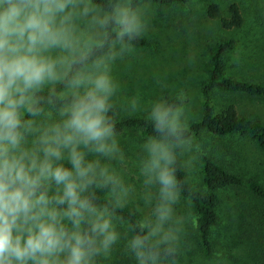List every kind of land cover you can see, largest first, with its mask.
I'll return each instance as SVG.
<instances>
[{"label":"clouds","instance_id":"obj_1","mask_svg":"<svg viewBox=\"0 0 264 264\" xmlns=\"http://www.w3.org/2000/svg\"><path fill=\"white\" fill-rule=\"evenodd\" d=\"M151 12V0H0V264L110 255L124 219L117 210L135 191L111 165L125 162L114 115L118 103L140 106L114 100L112 68ZM175 101L160 98L148 111L152 135L139 161L147 212L126 245L136 264H177L186 231L176 174L194 170L202 145L187 131L185 93Z\"/></svg>","mask_w":264,"mask_h":264},{"label":"rangeland","instance_id":"obj_2","mask_svg":"<svg viewBox=\"0 0 264 264\" xmlns=\"http://www.w3.org/2000/svg\"><path fill=\"white\" fill-rule=\"evenodd\" d=\"M208 2L217 3L222 16L227 13V5L235 3L243 20L241 28L222 30L218 21L206 19L202 14L204 0H194L189 8L176 13L183 16L190 10L194 13L192 22H181V27H177L173 21H165L166 18H172L175 10L158 11L151 6L148 29L142 36L152 40L156 48L133 49L122 60H117L112 68V75L119 84V91L114 100L123 102L136 97L140 105L137 111L129 112L118 103L119 117L148 116L151 102L165 96L175 98L178 93L183 92L186 124L198 120L202 104L199 88L208 68L207 47L224 39L236 38L241 44L249 42L255 46L253 59L240 58L234 66L228 65L227 72L246 81L264 83V26L261 25L264 0ZM249 61L251 62L248 63ZM230 103L234 105L237 113L251 115L264 123V99L215 96L214 112L219 113ZM195 138L202 147L219 145L218 151L223 153L220 162L228 171L264 185V154L247 138ZM116 139L124 153L125 162L120 164L113 161L111 165L121 173L126 184L134 187L135 191L127 206L136 211L142 221L147 208L142 198L143 177L139 174V161L146 139L127 132L119 133ZM185 175L193 187L202 189L196 162L194 170L191 173L185 172ZM216 194L218 220L211 229L209 257L202 254L195 216L189 205L181 198L176 205L177 213L187 217L186 231L176 252L177 264H215L217 257L223 258V264H252L264 256L263 206L242 188L221 189ZM116 230L120 238L113 245L110 255L107 258L100 257L98 264H136L134 255L126 248L129 239L125 237L123 227L117 223Z\"/></svg>","mask_w":264,"mask_h":264},{"label":"trees","instance_id":"obj_3","mask_svg":"<svg viewBox=\"0 0 264 264\" xmlns=\"http://www.w3.org/2000/svg\"><path fill=\"white\" fill-rule=\"evenodd\" d=\"M194 0H151V6L158 11L175 10L172 18H166V22L177 24L181 27L184 22L190 24L194 13L190 10L185 16L176 14L177 12L189 8ZM203 16L209 20L218 21L222 30L240 29L243 23L238 6L235 3H229L226 7V15L222 16L219 6L215 2L204 0ZM100 3L102 0H94ZM162 16V14H161ZM264 26V17L261 20ZM254 45L252 43L241 44L236 38L224 39L207 47L208 68L205 73V79L200 84V96L202 99L201 115L196 121L188 122L187 131L195 137L205 138H223V137H245L252 145L264 154V123L251 115L237 113L232 103L226 105L219 113L214 112L213 100L215 96L237 97L243 96L249 99H264V83H255L236 78L227 72L228 65L234 66L240 58L247 60L253 59ZM156 48L155 43L140 36L133 45V49ZM258 52V48H257ZM249 61L248 63H250ZM233 63V64H232ZM170 103H174V97H164ZM27 119V114H25ZM118 134L127 132L147 139L152 135L151 125L148 122V116L131 115L119 117L118 110L114 115ZM216 147L204 146L201 149L199 158L196 161L200 184L202 189L193 187L186 178L183 168H178L176 178L183 184V190L180 192V198L187 202L195 216V227L202 246L204 257L211 255L210 234L212 227L217 223V191L226 188H242L249 195L254 197L264 208V185L253 179H244L237 173L228 171L220 162L223 155ZM180 159V158H179ZM181 160V159H180ZM65 165L67 163L65 162ZM96 194L100 197V202H104L105 193L97 190ZM118 215L122 216L123 222L120 224L124 229L125 237L129 240L132 236L138 234L136 227L140 222L136 211L127 205L117 210ZM100 257L97 258V264ZM177 259V253H176ZM252 264H264V256L259 257Z\"/></svg>","mask_w":264,"mask_h":264}]
</instances>
